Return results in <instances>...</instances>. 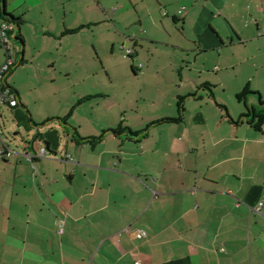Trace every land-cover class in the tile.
<instances>
[{
	"label": "crops",
	"instance_id": "0c3cea01",
	"mask_svg": "<svg viewBox=\"0 0 264 264\" xmlns=\"http://www.w3.org/2000/svg\"><path fill=\"white\" fill-rule=\"evenodd\" d=\"M41 1L0 0V29L11 22L5 10L22 20L17 34L26 42L24 25L34 22L30 12ZM86 2L103 17L71 26L65 6L64 30L37 35L62 48L67 37L92 40L101 28L114 49L124 42L135 48L136 76L151 70L149 49L166 45L179 80L145 100L125 87L122 100L105 103L104 118L96 115V87L68 114H56L41 111L44 101L28 100L14 83V71L29 63L25 44L14 49L4 85L18 106L0 105V148L16 152L0 158V264H264V126L257 132L232 124L228 116L238 121L246 108L220 96L236 98L249 85L264 98V0ZM199 58L213 71L196 69ZM5 61L0 47V67ZM56 63L45 68L55 71ZM237 68L241 78L229 90L222 74ZM259 95L248 105L258 107ZM181 97L183 120L155 124L177 118ZM120 124L147 135L113 132ZM43 147L46 158L27 161Z\"/></svg>",
	"mask_w": 264,
	"mask_h": 264
},
{
	"label": "rangeland",
	"instance_id": "374dc122",
	"mask_svg": "<svg viewBox=\"0 0 264 264\" xmlns=\"http://www.w3.org/2000/svg\"><path fill=\"white\" fill-rule=\"evenodd\" d=\"M78 1L60 2L59 0L53 3L52 0H42L30 12L35 23L24 25L23 35L26 38L24 52L29 63L27 69H23L21 66L14 71V83L28 100L34 102L42 99L44 101V104L40 105L41 111L68 114L69 111L76 108L82 92H88L92 87H96L94 94L99 96L95 97L93 102L101 103V106L96 109V115L104 118L105 103L122 100L127 88L131 87L130 89L134 92L133 99L143 98L145 100L157 96L153 88L160 86L166 90L173 82L179 80L178 71L171 63L175 61L176 54L166 45H154L149 49V52L154 55L151 70L147 75L140 76L139 73V76H136L131 67L132 59L126 57V51L135 48L130 42H124L123 45L119 44L114 49L112 38L109 34H105L101 28L92 40L90 38L86 40L83 36L67 37L62 48L59 47L60 42H56L54 38L37 35L36 30L42 31L44 28L51 31L64 30L65 6L67 20L71 26H76L79 20L85 22L92 19L93 16L96 20L99 16L101 17L97 13L93 15L92 10L86 9L90 5L86 0H83L84 3ZM14 49L20 51V44H17ZM50 60L57 62L55 71L45 68ZM209 61L212 63V59ZM141 62L137 60L135 64L138 65ZM195 66L196 69H199L200 66L205 70V73L214 69V66H210L209 62H205L203 58H199ZM240 74V68L223 72L222 76L228 82L229 90L231 84L241 78ZM142 90L143 96L141 97ZM107 95L110 96V99L104 97ZM220 96L229 103L238 104L239 107L244 108V104L239 103L232 93L220 92ZM85 107L83 106L80 111L86 109ZM83 112L84 110L82 115ZM82 115L79 114L77 118ZM5 116H7L5 120L8 125L11 122V115L6 114ZM8 141L14 147L13 138H9Z\"/></svg>",
	"mask_w": 264,
	"mask_h": 264
},
{
	"label": "trees",
	"instance_id": "16d2710c",
	"mask_svg": "<svg viewBox=\"0 0 264 264\" xmlns=\"http://www.w3.org/2000/svg\"><path fill=\"white\" fill-rule=\"evenodd\" d=\"M5 1L6 0H3L4 5H5ZM3 18H5V20L6 19H10L11 23H13L18 29H20V27L22 25V20L21 19H17L14 16L9 15L8 13H6L5 10L3 12ZM74 32L75 31H66L63 34L64 35H68V34H72ZM14 42H16V44H20L21 46H24V44H25L22 35L20 33L17 34V32L15 33V36H14ZM7 88L10 89V91L15 95V91L13 89H11L9 87H7ZM204 88H208V90L211 92L210 93L211 97H213L211 86L209 84H206L204 86ZM252 95H259V93H256V92L252 91L250 86L247 85L236 96L237 101L239 103H241V104H244V106L246 108V113H244L238 121L232 120L229 116H228V118H229L230 122L232 124H234V125H239L240 123L245 122L247 125H249L251 128H253L255 131L262 132L263 126H264V98L259 95L260 96V98H259L260 101H259V106L258 107L249 106L248 103H247V100ZM193 96H195V95H193ZM184 101H185V98H183V97L179 98V100H178V103H177L178 116H177V118L160 120V121L156 122L155 124L181 122L183 120V114H184V111H185ZM62 122L67 124V120L66 119L62 120ZM124 131H129L133 136H138V135L146 136L147 135V130H144V131H141V132H137V133H133V132H131L129 130V128L123 129L122 128V124H120L119 128L114 130L113 132H115L117 134H121ZM100 139H101V136L97 137V138L94 137L93 139H91V141H97V140H100Z\"/></svg>",
	"mask_w": 264,
	"mask_h": 264
},
{
	"label": "built area",
	"instance_id": "2783aa9c",
	"mask_svg": "<svg viewBox=\"0 0 264 264\" xmlns=\"http://www.w3.org/2000/svg\"><path fill=\"white\" fill-rule=\"evenodd\" d=\"M179 15L183 14V11L178 12ZM16 28L11 22H3L0 29V47L4 50L6 55L5 63L0 67V105L8 104L10 107L14 108L18 106V102L15 98V95L8 89L5 85V78L10 70L15 65V60L13 59L14 54V36H15ZM133 54L132 50L126 51V57L130 58ZM16 152L10 147L4 144L2 148H0V158L7 159L12 157ZM47 148H41L36 155L26 154V159L33 165L34 158L44 159L47 157ZM34 167V166H33ZM35 168V167H34ZM263 203H259L258 210H260ZM63 228V227H62ZM59 230V233H63V229ZM146 232L137 231L136 238L143 239L146 237Z\"/></svg>",
	"mask_w": 264,
	"mask_h": 264
},
{
	"label": "water",
	"instance_id": "95a60500",
	"mask_svg": "<svg viewBox=\"0 0 264 264\" xmlns=\"http://www.w3.org/2000/svg\"><path fill=\"white\" fill-rule=\"evenodd\" d=\"M15 26V25H14ZM15 28H17L16 26H15ZM14 44H16V42H14ZM17 45V44H16ZM48 151V150H47Z\"/></svg>",
	"mask_w": 264,
	"mask_h": 264
}]
</instances>
